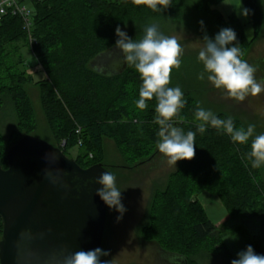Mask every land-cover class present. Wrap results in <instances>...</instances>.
<instances>
[{"label":"trees","instance_id":"1","mask_svg":"<svg viewBox=\"0 0 264 264\" xmlns=\"http://www.w3.org/2000/svg\"><path fill=\"white\" fill-rule=\"evenodd\" d=\"M190 1L186 7L212 19L215 34L230 27L237 34L242 53L249 48L236 16L232 14L225 21L214 8L224 0ZM22 2L34 9L32 47L20 15L7 13L0 19V97L5 95L11 100L17 119L9 137L6 140L0 137V164L7 166L5 155L12 144L24 135H34L36 130L31 101L24 87L32 77L24 67L20 49L11 46L20 40L45 72V78L35 84L52 136L51 145L69 157L70 149L78 148L73 159L83 168L102 163L112 173L114 168L132 170L150 166L159 154L156 146L159 125L154 123L156 99L146 101V109L137 107L142 80L134 66L126 65L120 74L102 75L91 69L89 62L115 46L117 26L136 41L144 36V28L152 24L163 34L182 24L198 27L180 0H172L171 6L162 12L134 5L132 0ZM242 5L251 10L250 22L255 30H260L264 21L260 0H242ZM176 70L172 69L171 78ZM181 77L178 86L186 103L174 122L185 132L195 131L200 123L195 118L199 105L190 95L191 79L183 73ZM214 114L221 119L230 117L223 112ZM232 119L237 128L247 129L245 123ZM76 125L81 127L79 136L75 134ZM78 137L81 145H77ZM103 137L114 138L124 164L103 162ZM62 140L64 146H60ZM250 144L251 138L246 144L234 143L223 130L211 126L203 134L197 132L194 159L178 161V168L169 174L165 186L154 191L147 212L148 224L141 227L143 237L150 231L156 233L144 238L155 242L161 251L185 259L187 264H196L194 256L201 251L218 256L221 264H231L234 257L222 242V231L207 217L197 199L201 192L208 191L219 197L229 217L225 223L235 222L233 230H244L239 223L242 220L254 225L247 244L264 255V178L261 167H251L247 157Z\"/></svg>","mask_w":264,"mask_h":264},{"label":"rangeland","instance_id":"2","mask_svg":"<svg viewBox=\"0 0 264 264\" xmlns=\"http://www.w3.org/2000/svg\"><path fill=\"white\" fill-rule=\"evenodd\" d=\"M180 3L182 7H185L189 18L197 22L198 27L194 28V26L189 27L182 24L180 27L171 28L167 33H164L165 36L175 37L184 48L180 67L177 68L175 76L171 78L169 87H177L178 83L181 82V79L178 80V78H182L181 74L183 73L185 77L191 79V84H188L189 89L191 88L190 95L199 107L213 113H226L247 126L254 124V136L264 133V91L258 96L249 95L243 102H239L229 98L223 89H216L208 81L207 73H204V79L199 78L200 74L204 72L203 63L198 59V53L203 46L202 38L206 32L210 38L214 39L216 35L215 23L202 12H195L186 7L191 4L190 0H180ZM239 3L240 0H224L216 4L214 8L222 14L225 21H228L232 14L239 20L244 37L249 43V48L244 53L241 51V59L247 61L256 69L255 78L257 82L264 86V21L262 28L255 30L249 16L245 18L237 14L234 6ZM28 7L34 12L30 5ZM260 7L264 13V0H260ZM200 21H203V30ZM250 29L252 30L251 33H249ZM249 34L251 37L248 39ZM11 46L20 49L25 63L24 67L32 77V80L27 82L24 87L31 101L36 125L33 134L47 142H51L52 136L40 103L39 87L35 84L36 81L45 78L44 69L32 55L29 48L24 46V42L20 40L12 42ZM182 89L184 91V87ZM16 122L14 105L7 96H1L0 137L6 140L16 128ZM102 145L104 163L107 165L124 164L114 138L103 137ZM77 152L78 148H71L69 154L72 158H75ZM178 164L177 161L176 166L169 165L166 158L159 153L157 159L150 166H141L132 170L126 168L113 169L112 174L116 177V186L121 191V202L126 211L122 218L117 220V217L121 214L106 205V220L100 248L109 251L110 254L106 257L102 256V261L108 260L111 264H176L170 254L161 251L155 242L144 238H147V236L152 237L156 233L150 231L145 233L146 236L143 237L141 227L148 224L147 212L154 191L165 186L169 174L178 168ZM261 169L264 178V166H261ZM197 199L202 204L207 217L222 231L223 244L231 252L234 259H237V253L245 250L248 246L247 237L252 234L251 230L243 223L240 224L244 230H233L235 222L225 223L229 217L217 195L203 191L197 196ZM194 259L196 264H221L218 256L204 251L197 253Z\"/></svg>","mask_w":264,"mask_h":264},{"label":"water","instance_id":"3","mask_svg":"<svg viewBox=\"0 0 264 264\" xmlns=\"http://www.w3.org/2000/svg\"><path fill=\"white\" fill-rule=\"evenodd\" d=\"M126 65L115 46L89 62L102 75L120 74ZM5 159L7 166L0 164V264H63L69 253L100 248L106 204L95 194L102 187L95 181L109 172L102 163L83 168L31 134L12 144ZM239 223L255 230L249 220Z\"/></svg>","mask_w":264,"mask_h":264},{"label":"clouds","instance_id":"4","mask_svg":"<svg viewBox=\"0 0 264 264\" xmlns=\"http://www.w3.org/2000/svg\"><path fill=\"white\" fill-rule=\"evenodd\" d=\"M134 5H145L153 12H162L171 6L172 0H132ZM234 8L238 15L248 17L251 10L242 6V0ZM203 30V21H200ZM251 29L249 33H251ZM118 39L115 48L123 53V61L134 66L140 74L142 86L139 89L137 107L146 109V101L156 99L154 123L159 125L157 132V148L166 158L169 165L176 166L177 161L192 160L196 154V134L205 133L208 126L223 130L234 143L246 144L251 138L250 151L247 157L251 160V167L258 169L264 166V133L254 136L255 125L249 124L245 130L237 128L231 117L218 118L212 111L197 106L196 120L200 123L196 130L185 132L174 122V118L184 108L186 101L179 86L169 87L173 68H179L184 48L175 37L165 36L157 25L152 24L144 28V36L139 41L128 37L119 26L115 29ZM251 35H248V39ZM203 46L198 53V59L203 63L204 72L200 79H207L216 89H223L227 96L239 102L246 97L258 96L264 91V86L255 78L256 69L247 61L241 59V50L238 47L236 32L230 28H221L214 39L206 32L202 38ZM101 188L96 190L103 202L115 209L121 215L126 211L122 204L121 191L116 186V177L103 171L95 181ZM110 253L99 247L93 250H80L63 257V264H111L108 260H101ZM238 258L231 264H264V255L257 254L251 245L237 253Z\"/></svg>","mask_w":264,"mask_h":264},{"label":"built area","instance_id":"5","mask_svg":"<svg viewBox=\"0 0 264 264\" xmlns=\"http://www.w3.org/2000/svg\"><path fill=\"white\" fill-rule=\"evenodd\" d=\"M7 13L18 14L22 18L23 29L27 32V39L29 46L32 47L34 40L31 36L32 16L33 11L28 7V4L22 2V0H0V19ZM81 127L76 125L75 134L80 135ZM82 140L80 137L77 139V145H81ZM65 140L60 142V146H64Z\"/></svg>","mask_w":264,"mask_h":264},{"label":"flooded vegetation","instance_id":"6","mask_svg":"<svg viewBox=\"0 0 264 264\" xmlns=\"http://www.w3.org/2000/svg\"><path fill=\"white\" fill-rule=\"evenodd\" d=\"M176 264H179L178 262H175Z\"/></svg>","mask_w":264,"mask_h":264},{"label":"crops","instance_id":"7","mask_svg":"<svg viewBox=\"0 0 264 264\" xmlns=\"http://www.w3.org/2000/svg\"><path fill=\"white\" fill-rule=\"evenodd\" d=\"M226 221H227V219H226Z\"/></svg>","mask_w":264,"mask_h":264}]
</instances>
